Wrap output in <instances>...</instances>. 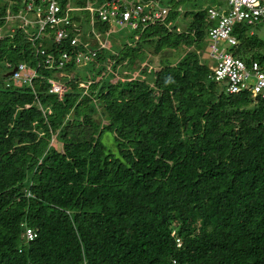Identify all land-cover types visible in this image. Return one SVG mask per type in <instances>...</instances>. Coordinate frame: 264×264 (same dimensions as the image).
<instances>
[{"label": "trees", "instance_id": "16d2710c", "mask_svg": "<svg viewBox=\"0 0 264 264\" xmlns=\"http://www.w3.org/2000/svg\"><path fill=\"white\" fill-rule=\"evenodd\" d=\"M152 1L164 19L120 39L81 9L55 41L54 28L33 38L45 2L0 0V264H264V99L207 77L210 2ZM252 25H233L229 51L264 71ZM147 46L169 50L156 69ZM110 66L137 73L111 83Z\"/></svg>", "mask_w": 264, "mask_h": 264}, {"label": "built area", "instance_id": "2783aa9c", "mask_svg": "<svg viewBox=\"0 0 264 264\" xmlns=\"http://www.w3.org/2000/svg\"><path fill=\"white\" fill-rule=\"evenodd\" d=\"M45 2V12L37 16L35 21V37L46 28H54V40L59 41L65 37L66 32L64 26H73L72 19H69V13L76 14L81 9L88 11L89 23L92 24L94 13L97 17L108 23H117L130 29L137 25L144 23H153L155 21H162L167 14V8L159 7L152 0L144 2H131L127 0H105L97 6L91 0H86L84 7L73 6L69 2L65 3L64 8L61 9L58 0H41ZM221 5H209L206 12L208 20H214L215 23L207 30V51L214 59L212 65H208L209 73L207 77L217 83L224 85V89L228 93H239L242 91L249 92L252 98L260 97L264 99V71L261 69L257 61H251L246 66L245 63L238 57L226 49V47L218 46L219 41H223L225 45L232 46L236 43V38L233 34V25L239 22L246 24H264V0H220ZM30 6L27 5L25 9ZM108 33V31H107ZM98 32L96 33V37ZM32 39V37H31ZM79 42L77 36H72L70 39L71 45H76ZM103 45L102 43H99ZM40 54L44 55V49L38 50ZM94 49L88 48L86 53L78 51L75 60L88 59L93 56ZM44 62L51 61L50 55H46ZM62 57L66 58L63 52ZM22 66L20 65L19 68ZM33 74H31L32 76ZM12 76L20 78L17 72H13ZM25 81L30 80L27 73H22ZM250 79H252L250 81ZM51 86L49 91L61 95L64 87L53 80H49ZM22 238L24 242L31 241L35 236V231L29 227L25 222H21ZM173 234V232H171ZM174 241L177 246L180 245V238L175 237ZM174 263V260H172Z\"/></svg>", "mask_w": 264, "mask_h": 264}, {"label": "rangeland", "instance_id": "374dc122", "mask_svg": "<svg viewBox=\"0 0 264 264\" xmlns=\"http://www.w3.org/2000/svg\"><path fill=\"white\" fill-rule=\"evenodd\" d=\"M218 1L219 0H206L205 3H208V2L217 3ZM180 9H181V6L179 7L178 11H180ZM109 24H110L109 31L111 30L110 31L111 32V37H113V38L120 39L121 36L124 33L127 32L126 28L118 25L117 23H113L112 22V23H109ZM181 27L182 26L178 24V28L181 29ZM249 29L255 34V36L257 38L261 39L264 42V24H262V23L253 24L252 26L249 27ZM96 31L99 32V30H96ZM98 41H99V43H102V44H104L105 42L117 43V41L115 39L107 38L105 40V38L102 39V37H100V35H98ZM207 42H208V39H207V41L204 42V45L202 44L203 45V48H202L203 54H202V56H204L205 62L207 64V66H208V65H212L214 63V59L207 52V48H206ZM218 46H220V47H224L225 46L227 50H231V47L225 45L223 41H219ZM184 51H185V49L182 47V48H179L177 51L175 50V52L172 55L173 56L175 55L174 57H176V59H177L178 58L177 56H181ZM168 53H169V50H164V51H162L159 54H154L152 52V46H147V47L144 48L145 59H144V63L143 64H146L149 67H152V69L153 68L156 69L157 68V64H158V57L159 56L163 57V55H166ZM176 59L174 58L173 61H175ZM109 70H111L112 72L115 73V75L113 77H110L109 81H111V83H113L117 79V77L123 78L124 76L122 75V73L123 74H129V75L126 76V78H128V79L130 77L135 76L136 73H137V70L132 71L130 73H128L126 70H122L120 72L121 74H118L116 72V68H112L111 66H110ZM144 79H146V78H144ZM251 80L252 79H250V81ZM105 122L106 121L104 119H101L100 124H104ZM53 140L54 139L52 137L50 141L54 143L55 141H53ZM59 146H60V143H56L57 149H60Z\"/></svg>", "mask_w": 264, "mask_h": 264}, {"label": "clouds", "instance_id": "9594fccd", "mask_svg": "<svg viewBox=\"0 0 264 264\" xmlns=\"http://www.w3.org/2000/svg\"><path fill=\"white\" fill-rule=\"evenodd\" d=\"M209 5H213V6H214L215 4H214V3H211V4H209ZM209 5H208V6H209ZM216 5H217V4H216ZM206 19H207V18H206ZM207 20H208V19H207ZM211 21H214V20H211ZM214 23H215V21H214ZM206 37H207V36H206ZM207 43H208V42H207ZM206 48H207V44H206ZM207 52H208V51H207ZM208 69H209V68H208ZM209 71H210V70H209ZM224 90H225V89H224ZM225 92H226V91H225ZM227 93H228V92H227Z\"/></svg>", "mask_w": 264, "mask_h": 264}, {"label": "bare ground", "instance_id": "6f19581e", "mask_svg": "<svg viewBox=\"0 0 264 264\" xmlns=\"http://www.w3.org/2000/svg\"><path fill=\"white\" fill-rule=\"evenodd\" d=\"M157 23V22H156ZM68 28V27H67ZM48 30V29H47ZM23 63V62H22Z\"/></svg>", "mask_w": 264, "mask_h": 264}, {"label": "water", "instance_id": "95a60500", "mask_svg": "<svg viewBox=\"0 0 264 264\" xmlns=\"http://www.w3.org/2000/svg\"><path fill=\"white\" fill-rule=\"evenodd\" d=\"M12 72V71H11Z\"/></svg>", "mask_w": 264, "mask_h": 264}]
</instances>
